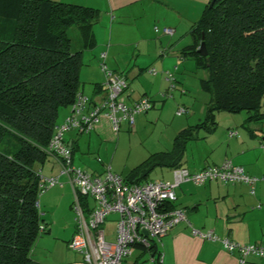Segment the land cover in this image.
<instances>
[{
    "label": "crops",
    "instance_id": "1",
    "mask_svg": "<svg viewBox=\"0 0 264 264\" xmlns=\"http://www.w3.org/2000/svg\"><path fill=\"white\" fill-rule=\"evenodd\" d=\"M62 1L89 5L100 10L98 23L92 26L94 45L82 51L79 90L87 94L92 102L103 97L102 60L107 68L125 76L127 86L123 101L126 104H131L141 95H146L151 102L146 111L134 115L132 125L121 122L125 123V130L132 128L140 132L148 125L152 127L150 134L143 136L145 143L141 144V152L146 157L152 152L170 149L177 130L202 119V108L196 106L194 99L183 94L187 88L178 69L182 60L190 57L183 55L181 51L192 43L190 26L208 0ZM154 25L157 26L156 30ZM163 26L172 28V32H162ZM100 52H104V55L100 56ZM151 68L153 71H150ZM167 73L171 74L170 80L166 78ZM170 83L173 84L172 87H169ZM179 105H183L185 110L187 108L185 117L181 112L176 113ZM196 107V115H193ZM68 109L69 106L59 108L56 122L64 118ZM246 116H240L239 120H244V126L240 125L238 128L232 125L233 122L237 124L238 119L227 116L225 125L215 123L209 131L199 130L198 137L186 141L181 166L196 170L229 158L234 163L241 164L247 174L259 177L253 183V191L243 182H180L175 188L172 204L184 209L187 221L180 220L172 225L156 242L155 250L134 244L120 264H138L145 254V264H238L236 252L227 251L217 239L192 234L191 227L212 229L218 237L227 236L240 243H264V178H260L264 174V116L249 120H246ZM215 118L217 119L216 116ZM118 130L111 129L106 116H102L87 132L66 130L63 137L71 146L72 163L75 154H81L79 159H82L83 153L90 148L96 149V160L99 161L100 152L106 153L112 145L115 149L121 134H118ZM229 130L235 132L228 134ZM153 133V137H150ZM160 140L170 143V146L162 149L159 147ZM168 168L170 175L168 172L161 174L170 177L160 179H172V167ZM37 170L42 175L57 174L58 162L48 154ZM67 183L59 184L62 188H57L60 189L59 200L65 202L72 198L71 188ZM38 205L50 210L55 206L49 202L45 193L38 199ZM46 212H42V217L47 222V230L36 238L31 248L32 258L41 264H64L78 259L76 252L72 251L74 255H69L66 250L60 251L61 248L48 256L51 249L47 247V242L58 239L61 241L58 244L63 241L66 245L76 224L70 216L62 224V232L58 233L54 230L51 211L49 214ZM110 237L113 238V234ZM61 246L62 244L59 245ZM157 252L161 254L160 261L156 258ZM130 256L132 258L128 259ZM245 264H264V255H248Z\"/></svg>",
    "mask_w": 264,
    "mask_h": 264
},
{
    "label": "trees",
    "instance_id": "2",
    "mask_svg": "<svg viewBox=\"0 0 264 264\" xmlns=\"http://www.w3.org/2000/svg\"><path fill=\"white\" fill-rule=\"evenodd\" d=\"M208 3L181 51L206 70L199 78L210 93L205 113L176 131L170 149L131 167L126 181H145L154 166H181L186 141L212 129L216 111L244 110L246 120L264 116V0ZM99 16L97 7L62 0H0V264H41L30 254L47 230L35 204L37 168L48 155L59 108L80 91L82 51L94 45ZM201 41L205 54L197 50Z\"/></svg>",
    "mask_w": 264,
    "mask_h": 264
},
{
    "label": "built area",
    "instance_id": "3",
    "mask_svg": "<svg viewBox=\"0 0 264 264\" xmlns=\"http://www.w3.org/2000/svg\"><path fill=\"white\" fill-rule=\"evenodd\" d=\"M153 28L156 30L157 26L154 25ZM161 30L164 33L172 32V28L168 26L161 27ZM103 55L104 52H100V56ZM100 66L104 73L103 97L92 102L87 94L77 91L68 105V112L55 124L47 143V153L58 162L57 174L42 175L37 171L39 193L54 184H60V175L66 176L71 188V206L75 212L76 227L66 245L79 258L64 264H120L134 244L148 247L151 243L159 242L160 237L172 225L180 220L187 221L184 209L172 204L175 188L180 182H243L249 185L252 192L253 183L259 178L247 174L241 164L234 163L229 158L196 170H188L183 166L174 167L170 180L153 179L142 182L126 181L122 175L112 172L109 165L100 173L75 166L72 163L71 146L63 137L66 130L87 132L102 116H106L111 129L117 131L121 122L132 125L134 115L151 106L146 95L126 104L123 101L127 86L125 76L107 68L102 60ZM166 78L170 80L171 74L167 73ZM172 85L170 83L169 87ZM182 111V106L176 109V113ZM234 132L229 130L228 134ZM260 178H264V174ZM35 204L38 206V199ZM110 213H114L116 217L113 238L107 240L102 224ZM143 229L146 233H143ZM190 230L201 238L217 239L227 251L236 252L238 264H245L248 255H264L263 242L240 243L227 236L218 237L212 229L191 227ZM156 258L161 260L160 252H157Z\"/></svg>",
    "mask_w": 264,
    "mask_h": 264
},
{
    "label": "rangeland",
    "instance_id": "4",
    "mask_svg": "<svg viewBox=\"0 0 264 264\" xmlns=\"http://www.w3.org/2000/svg\"><path fill=\"white\" fill-rule=\"evenodd\" d=\"M97 23H98V19L93 24V26L96 25ZM71 30L72 29H70L69 33L71 32ZM178 70H180L179 71L180 76L185 79L184 80L185 88H187L183 94L188 95L189 97L194 99L196 102V106L202 108V113L200 114V117L202 118V116L204 115L205 109L207 107V103L210 98V93L203 90L199 84V78L206 75V70L201 67H196L194 65L193 60L190 57H185L182 60V62L179 64ZM180 106L184 107L183 105H179L178 107ZM197 107L195 111L193 112V115H196ZM186 111H187V108L185 110V107H184V111L181 112L182 116H184V113ZM241 115L242 117H245L247 115L246 111L240 110V111L230 112L226 110H219L215 112V116L217 117V119L215 118V120L218 125L222 126V125H225V122L227 121L226 119L228 118L227 116H234L235 118L238 119V120L236 119L238 122L237 124L233 122L232 125H234L235 128H238L240 125L244 124L243 122L244 120L242 119L239 120ZM192 118L194 117L192 116ZM124 127H125V123H121L120 130H118V134L119 132H121V134H119L120 135L119 140L116 144L115 149H113V145H112L108 147V150L106 151V153L100 152L99 155L101 157L99 161L96 160V156L98 155L96 153L97 152L96 149L93 150L90 148L88 152L83 153L84 158L82 159H79L81 154L79 153L75 154L73 164L75 166L84 168L90 172L91 171L102 172L106 165H110V169L112 172L118 173L123 176L131 167H133L135 164H137L141 159L145 157V154L141 152L142 150L141 144L145 143L144 141L145 134L148 133L149 135L150 131L152 130V127L150 125L143 128V130L140 132L137 129L133 130L132 128L131 129L127 128L125 130ZM134 133H137V134H134ZM153 135L154 133L151 134L150 137H153ZM159 142H160L159 147H162V149L170 146V143L167 144L164 141L162 142V140H160ZM167 172L170 175V170L168 167L154 166L152 169L149 170V172L147 173L146 177L143 180L169 178L170 176L168 177V175L166 176V174L165 175L161 174V173H167ZM59 180L62 182L60 184L66 185L65 175H61ZM62 185L59 186V184H54L46 188L44 191H42L38 195V199H40L41 194L45 193V196L48 198L49 202H51L53 205L55 204L52 210H50L49 208H44L45 206L44 207L40 206L39 209H42L43 212L47 211L46 213L48 214L51 211V217H52V220L54 221V230L58 231V233L62 232L61 227H62V224H64V222L66 221V218L70 219V216H71L74 222H76L75 212L71 206L72 198H69L68 202L59 200L60 189H57V188L58 187L62 188ZM88 201L89 203H91L90 198H88ZM102 226L106 233V239L112 240L110 235L113 234L114 232L115 214L110 213L106 217ZM54 230L53 232H55ZM42 234H44V232H41V234L39 235H42ZM36 240L37 239H35V241ZM57 242H61V241L58 239H55V241L49 240L47 242V247L51 249V252L48 251L50 253V254L48 253L49 257L54 253V250L58 249L59 251V248H61L60 251L66 250V252L69 255H74L73 254L74 251L72 252V250L65 245V242L62 241V243H59V244ZM60 244H62L61 247H59ZM131 258H132L131 256L128 257V259H131ZM145 261H146V254L144 255L143 259H140L138 264H145Z\"/></svg>",
    "mask_w": 264,
    "mask_h": 264
},
{
    "label": "water",
    "instance_id": "5",
    "mask_svg": "<svg viewBox=\"0 0 264 264\" xmlns=\"http://www.w3.org/2000/svg\"><path fill=\"white\" fill-rule=\"evenodd\" d=\"M212 2H213V0H209L208 5H211ZM201 37H202V35H201ZM197 50H198L199 54H205L206 53L205 45H204V42L203 41L200 42ZM143 233H146V231L144 229H143Z\"/></svg>",
    "mask_w": 264,
    "mask_h": 264
}]
</instances>
